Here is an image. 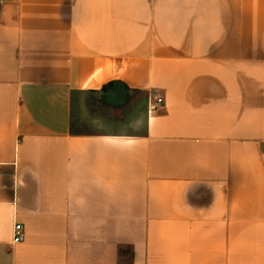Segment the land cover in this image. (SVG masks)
Returning <instances> with one entry per match:
<instances>
[{
	"label": "crops",
	"instance_id": "obj_1",
	"mask_svg": "<svg viewBox=\"0 0 264 264\" xmlns=\"http://www.w3.org/2000/svg\"><path fill=\"white\" fill-rule=\"evenodd\" d=\"M0 264H264V0H0Z\"/></svg>",
	"mask_w": 264,
	"mask_h": 264
},
{
	"label": "built area",
	"instance_id": "obj_2",
	"mask_svg": "<svg viewBox=\"0 0 264 264\" xmlns=\"http://www.w3.org/2000/svg\"><path fill=\"white\" fill-rule=\"evenodd\" d=\"M163 102L162 98H158L156 103L153 105V107H156L158 105H160ZM24 238V228L23 225L21 223H16L15 227H14V238L13 241L15 243L22 241Z\"/></svg>",
	"mask_w": 264,
	"mask_h": 264
},
{
	"label": "rangeland",
	"instance_id": "obj_3",
	"mask_svg": "<svg viewBox=\"0 0 264 264\" xmlns=\"http://www.w3.org/2000/svg\"><path fill=\"white\" fill-rule=\"evenodd\" d=\"M97 100L99 101L98 103H100V105H98L97 107L100 109V110H102L103 112L105 111V110H107L105 107H106V101L105 100H103L102 98H100V97H98L97 98ZM97 103V104H98ZM121 106H123V105H121ZM120 106V107H121ZM123 108V107H122ZM124 108H125V106H124ZM105 112H107V111H105ZM114 123V122H113ZM120 122H118V123H116L115 122V124H117V125H114V124H111V126L112 127H120V124H119ZM76 126H77V128H79V129H87V128H89L90 127V123L88 124V122H86V121H81L80 122V120L79 121H77V124H76Z\"/></svg>",
	"mask_w": 264,
	"mask_h": 264
}]
</instances>
